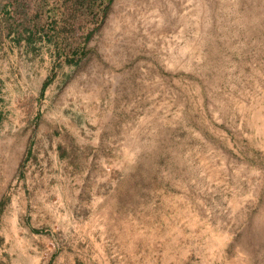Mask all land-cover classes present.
<instances>
[{"label":"rangeland","instance_id":"obj_1","mask_svg":"<svg viewBox=\"0 0 264 264\" xmlns=\"http://www.w3.org/2000/svg\"><path fill=\"white\" fill-rule=\"evenodd\" d=\"M14 39L29 46L2 58L22 120L0 138V214L16 180L71 178L79 196L51 207L75 218L35 244L264 264V0H112L71 61Z\"/></svg>","mask_w":264,"mask_h":264},{"label":"crops","instance_id":"obj_2","mask_svg":"<svg viewBox=\"0 0 264 264\" xmlns=\"http://www.w3.org/2000/svg\"><path fill=\"white\" fill-rule=\"evenodd\" d=\"M7 40L6 43H0V75L4 74V77L12 82L17 80L12 75H17L19 70L16 66H7L4 69L2 58L4 56L12 58V54L16 55L19 51L27 52L29 44L23 40L21 45L17 46L14 37H9ZM7 79H2L4 83L0 87V138L4 135L13 136L18 131V123L22 120L19 117L17 99H9L7 96L9 86L12 85L6 82ZM1 154L2 151L0 157ZM15 184L18 186L16 195H12L10 204L0 214V264H84V262L85 264H146L140 252H124L110 256L108 254L101 258L92 255L90 259H83L71 253L70 248L64 245L61 247L57 242L35 244L36 235L42 233L44 229L59 233L66 227L67 218H75L74 212L56 206L52 208L51 202L78 197L82 185L80 186L76 179L52 177L16 180ZM31 194L41 203L35 212L26 209L25 202ZM56 250L59 253L55 257H49Z\"/></svg>","mask_w":264,"mask_h":264},{"label":"trees","instance_id":"obj_3","mask_svg":"<svg viewBox=\"0 0 264 264\" xmlns=\"http://www.w3.org/2000/svg\"><path fill=\"white\" fill-rule=\"evenodd\" d=\"M112 0H0V43L43 37L71 61L98 28ZM47 81L43 85L45 90Z\"/></svg>","mask_w":264,"mask_h":264}]
</instances>
